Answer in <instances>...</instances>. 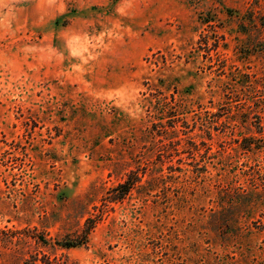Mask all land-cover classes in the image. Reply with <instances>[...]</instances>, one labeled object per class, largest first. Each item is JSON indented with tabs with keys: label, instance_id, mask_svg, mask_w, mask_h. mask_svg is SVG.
Instances as JSON below:
<instances>
[{
	"label": "rangeland",
	"instance_id": "374dc122",
	"mask_svg": "<svg viewBox=\"0 0 264 264\" xmlns=\"http://www.w3.org/2000/svg\"><path fill=\"white\" fill-rule=\"evenodd\" d=\"M0 264H264V0H0Z\"/></svg>",
	"mask_w": 264,
	"mask_h": 264
},
{
	"label": "trees",
	"instance_id": "16d2710c",
	"mask_svg": "<svg viewBox=\"0 0 264 264\" xmlns=\"http://www.w3.org/2000/svg\"><path fill=\"white\" fill-rule=\"evenodd\" d=\"M159 103V102H158ZM175 116V114H173ZM177 116V115H176ZM141 177L142 175L139 174L138 171H133L131 172L127 179L120 183L119 185H117L115 187V189L113 190V200H119V199H123L125 198V196L133 189L136 187V185L138 184V182L141 181ZM37 241L39 242H47L46 239L44 237H38ZM83 242V241H82ZM62 245L65 246H73V245H77L78 243H71V242H66V243H61Z\"/></svg>",
	"mask_w": 264,
	"mask_h": 264
}]
</instances>
